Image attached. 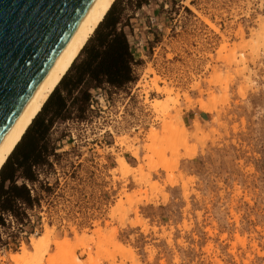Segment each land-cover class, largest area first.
I'll return each mask as SVG.
<instances>
[{
  "label": "rangeland",
  "instance_id": "1",
  "mask_svg": "<svg viewBox=\"0 0 264 264\" xmlns=\"http://www.w3.org/2000/svg\"><path fill=\"white\" fill-rule=\"evenodd\" d=\"M242 4L127 11L137 81L93 90L88 119L54 126L50 191L36 184L27 227L1 228L0 264H264V42L250 43L264 8ZM195 108L210 117L188 120ZM24 245L30 262L16 263Z\"/></svg>",
  "mask_w": 264,
  "mask_h": 264
},
{
  "label": "trees",
  "instance_id": "2",
  "mask_svg": "<svg viewBox=\"0 0 264 264\" xmlns=\"http://www.w3.org/2000/svg\"><path fill=\"white\" fill-rule=\"evenodd\" d=\"M120 1L113 4L0 170V246L1 228L8 227V216L27 227L29 212L41 206L36 184L39 182L43 191H50L40 175L51 174L55 166L52 157L59 156L60 144L51 139L54 126L58 122L88 119L94 112L93 90L120 92L137 81L136 66L140 62L126 32V27L132 31L127 11L140 10L151 0H126L123 4Z\"/></svg>",
  "mask_w": 264,
  "mask_h": 264
},
{
  "label": "water",
  "instance_id": "3",
  "mask_svg": "<svg viewBox=\"0 0 264 264\" xmlns=\"http://www.w3.org/2000/svg\"><path fill=\"white\" fill-rule=\"evenodd\" d=\"M95 0H0V143Z\"/></svg>",
  "mask_w": 264,
  "mask_h": 264
},
{
  "label": "bare ground",
  "instance_id": "4",
  "mask_svg": "<svg viewBox=\"0 0 264 264\" xmlns=\"http://www.w3.org/2000/svg\"><path fill=\"white\" fill-rule=\"evenodd\" d=\"M115 1L116 0H95L93 2L86 15L83 17L82 21L76 28L73 36L68 41V43L52 65L46 77L35 90L31 98L23 108L22 112L0 143V170L7 162L8 158L11 156L17 145L20 143L28 128L33 123L34 119L41 112L43 106L45 105L51 94L60 84L63 77L67 74L74 61L78 58L85 45L88 43L89 39L93 36L97 27L104 20L105 16L109 12ZM252 34L255 35L250 39V43L255 44L261 41L264 42V23H259V27L256 29V31H253ZM225 47L226 46H224L223 48ZM170 96L171 94L169 95V97L167 96L168 98H165V100H170ZM165 100H156V108H166L168 103H166ZM156 135L157 133H154L152 137H155ZM135 154L138 155L137 153ZM118 162L124 170L127 171L128 169H130V164L124 157L118 158ZM177 162L178 161H176L175 163L177 164ZM51 236L52 231L48 229L46 230L44 235L40 236L38 239H31V244L33 245V249L35 250L36 254H38L42 250V248H44L43 245L47 244ZM66 241H57L56 244L58 246H63L64 244H66ZM117 244H119L118 241ZM121 244H119L118 247L121 248V246H123ZM23 250L24 252L22 254L16 253L12 255V259L16 263L23 261H27V263L30 262L29 258L31 256H29V251H27L25 245L23 246Z\"/></svg>",
  "mask_w": 264,
  "mask_h": 264
},
{
  "label": "crops",
  "instance_id": "5",
  "mask_svg": "<svg viewBox=\"0 0 264 264\" xmlns=\"http://www.w3.org/2000/svg\"><path fill=\"white\" fill-rule=\"evenodd\" d=\"M185 115H186V118L191 121H193L195 117H198L199 119H202V120H207L210 117L208 113H204L198 108L185 111Z\"/></svg>",
  "mask_w": 264,
  "mask_h": 264
},
{
  "label": "built area",
  "instance_id": "6",
  "mask_svg": "<svg viewBox=\"0 0 264 264\" xmlns=\"http://www.w3.org/2000/svg\"><path fill=\"white\" fill-rule=\"evenodd\" d=\"M242 2H243L242 6H248L249 4H251L253 10H256L260 6L262 7V9L264 8V0H242ZM243 10H246V9H243ZM240 13H241V16L245 15L244 13H242V10ZM96 98L98 99L99 97H96ZM32 193L34 194L33 189H32ZM11 218H12V216H8V219H11ZM8 219H7V221H9Z\"/></svg>",
  "mask_w": 264,
  "mask_h": 264
}]
</instances>
